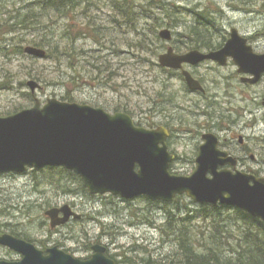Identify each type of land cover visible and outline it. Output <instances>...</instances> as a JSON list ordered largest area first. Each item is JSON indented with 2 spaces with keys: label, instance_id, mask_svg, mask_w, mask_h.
<instances>
[{
  "label": "rangeland",
  "instance_id": "obj_1",
  "mask_svg": "<svg viewBox=\"0 0 264 264\" xmlns=\"http://www.w3.org/2000/svg\"><path fill=\"white\" fill-rule=\"evenodd\" d=\"M37 1L0 0V22L12 20L18 11H28L23 7ZM119 1L72 0L68 6L72 14L63 18L59 17L57 9L49 12L54 15L50 18L45 10H40L41 4H35L33 11H42L45 16L39 21L42 28L26 31L22 38V29L17 26L15 32L6 35L5 45L1 44L0 116L29 108L36 98L43 103L50 98L64 100L69 92L74 102L101 107L111 114L120 109L145 128L170 125L175 132L172 148L186 159L194 156L199 138L208 131L201 125H212L207 120L209 111L218 124L210 131L241 157L237 148L239 140L236 139L235 144L230 140L237 137V133L244 136L250 152L243 169L264 167V106L261 105L264 78L256 85L242 86L241 78L233 75L237 73V66L217 70L211 69L213 64L211 67L206 64L198 72L208 94L200 97L211 102L204 100L196 105L192 99L198 96L185 90L180 76H171L170 70L157 67L159 55L170 46L184 52L192 49L191 43L201 42L203 46L210 41L213 47L224 40L223 36L230 35L232 28L255 38V48L264 53V0H174L184 9H209L208 14L216 24L213 33L202 28L206 32L204 37L186 44L185 37L191 32V22L195 19L189 11L174 14L179 25L172 26L165 22L166 14H160L162 9L155 8L164 22L155 33L152 21L144 16L145 11L138 7L134 17L138 11L141 14L136 21L125 19ZM134 1L140 5L148 3V0ZM243 7L246 9H236ZM20 20L22 15L14 17L12 24L19 25ZM87 24L104 27L102 44L92 38L76 39L79 28ZM163 30L171 31V40L161 37ZM36 34L49 41L47 46L39 47L46 51L45 58L25 52L27 46H34L29 40ZM50 44L59 45L62 51L71 50L72 55L59 54L56 56L59 60L48 57ZM36 73L43 78L41 81L32 77ZM90 77H93L91 83L80 81ZM31 80H36L40 88L33 91L28 85ZM160 92L165 96L159 98ZM244 111L246 116H243ZM252 155L256 158L252 159ZM186 163H176L174 167L179 169ZM66 170L64 167L29 168L23 173L0 174V234L11 233L43 250L58 246L81 259L90 258L94 253L92 246L102 244L117 261L130 256L136 258L138 264H144L142 258L151 256L156 258L154 261L179 258L176 236L182 233L180 218L191 215L193 218L185 224L186 232L190 233L200 253L214 247L225 260L235 261L242 252L240 245L246 229L244 221L235 220L232 209L223 210L226 216L231 215L227 222L219 219L222 223L215 224L212 218L200 216L201 205L186 195L171 203L144 197L126 200L108 193L93 195L83 181L81 184ZM65 204L82 217L71 218L67 224L52 228L46 211ZM170 231L175 235H170ZM5 256L21 257L0 245V258Z\"/></svg>",
  "mask_w": 264,
  "mask_h": 264
},
{
  "label": "water",
  "instance_id": "obj_2",
  "mask_svg": "<svg viewBox=\"0 0 264 264\" xmlns=\"http://www.w3.org/2000/svg\"><path fill=\"white\" fill-rule=\"evenodd\" d=\"M171 40L170 30L160 32ZM247 38L232 29L225 46L209 54L193 50L176 53L170 47L159 56L164 67L182 68L184 63L196 64L204 59L225 63L228 56L240 67L239 71L253 74L247 81L256 83L264 73V53L255 54ZM25 52L45 58L44 49L27 46ZM189 88L204 90L189 71L183 72ZM34 91L40 84L28 82ZM264 104V99H263ZM168 130L139 127L128 113L111 114L101 107L50 98L46 103L36 99L33 107L0 116V174L25 172L29 167H65L78 174L91 194L119 195L125 199L146 196L153 200L171 202L177 195L187 194L199 203H222L238 207L264 222V178L227 168L236 165L234 157L218 148L213 133L204 135L196 158V168L190 175H176L169 170L175 156L166 144ZM211 171L213 176L207 174ZM60 213L63 215L61 216ZM51 226L65 225L72 217L82 216L69 204L46 211ZM0 244L20 252L22 260L0 264H116L106 255V246L93 245L88 259L74 257L58 246L46 252L34 243L12 234L0 235Z\"/></svg>",
  "mask_w": 264,
  "mask_h": 264
},
{
  "label": "trees",
  "instance_id": "obj_3",
  "mask_svg": "<svg viewBox=\"0 0 264 264\" xmlns=\"http://www.w3.org/2000/svg\"><path fill=\"white\" fill-rule=\"evenodd\" d=\"M72 0H39L37 2L29 3L25 7H23V10H28L25 12H20L14 15V17L21 16L22 15V20H20L19 25H13L12 20L14 17H12V20L6 19L2 20L0 22V48L1 44H4V41L7 40L6 35L11 34L16 31L17 26L18 28L22 29V38L24 36V33L26 31L31 32L35 30H40L41 23H39L40 20H43L45 17L42 11H33V6L35 4H41L40 10H45V13H48L47 15L51 18L54 17L52 13H49L50 11H53L54 9H57L60 12L59 17H69L72 14V9H69L68 6ZM119 7L121 11V15L125 19L131 18V20L136 21L140 14L139 11L136 14V8L140 7L143 11H145V18H149L152 23H153V32L157 33V29L162 27L164 24L163 20L161 19L162 17L157 16V12L155 8L160 7L162 9L163 14H166L165 22L171 24L172 26H178L179 25V20L178 18H175L174 14L177 13H183L181 11H189L192 13L195 17L194 21L191 22V32L188 34V38L186 39L185 42H197L199 41V36L204 37V33H213V28H216V24L211 20V17L208 14L209 9H204L201 10V7H193L190 9H184L181 6H178L174 0H148L147 4H136L134 0H120L119 1ZM22 10V9H20ZM171 10L172 13H171ZM174 16V18L172 17ZM143 16V14H142ZM137 18V19H136ZM40 24V26L38 25ZM206 30V32L203 29ZM104 27L102 25H91L87 24L84 25L83 27L79 28V31L77 33L76 39L79 38H92L96 43L102 44V40L104 37ZM140 36V35H139ZM40 36L36 34V37L34 39L29 40V42L34 45L35 47H44L47 46V42H49L46 38L42 37L39 38ZM204 40V39H203ZM202 40V41H203ZM210 41H208L206 44L208 45ZM5 45V44H4ZM143 47V45H141ZM193 46V43L190 44V47ZM49 51H48V57L58 59L56 56L60 55H65V56H71V50H60L59 45L57 46H52L50 44ZM17 48H14L16 50ZM20 53L23 52V48L19 50ZM52 52V53H51ZM159 70H165L163 67H161L159 64L157 65ZM170 70V69H168ZM168 73V72H167ZM171 76H178L176 72L173 70H170L169 73ZM79 76H82L81 74ZM33 78H37V80L41 81L43 78L39 74H34L32 75ZM93 80V77H90L88 79H81L80 81L83 82H89L91 83ZM111 80V78L109 79ZM165 93V92H164ZM69 94V95H68ZM67 96L68 98H65L64 101H71L74 102L71 97L70 93L68 92ZM165 96L162 92L158 93V97L161 98ZM116 112H120V109H118ZM137 125L142 126V124L138 123ZM56 168V167H54ZM67 172L71 173L72 175L76 176L78 181L81 183L82 179L75 174L73 171L66 170ZM82 184V183H81ZM180 198V197H179ZM177 198V199H179ZM148 200V199H147ZM168 206V205H167ZM201 211H199L200 216L207 217V218H212L215 224L222 223V222H227L228 218H231V215L226 216L223 213V210L225 209H232L234 210V215H235V220L237 221H244V227L246 229V233L244 235V238L242 239L243 244H241L242 252H240L239 258L235 261L224 259L220 254L219 251L214 248L210 247L208 248V252L200 253L197 247L194 245L195 242L192 241L190 238V233L186 232L187 228L185 224L189 222L193 217L191 215H187L185 217H181L182 221V227L179 228L181 229L182 233L179 236H176L177 239V250L180 252V256L178 259H180L178 262L176 260L178 259H171V257L166 258L164 260H159L154 261L153 256L148 257V258H142V261L144 264H264V223L256 217H252L243 210L239 208H232L226 205H221V204H214V205H209V204H204L201 205ZM174 218V217H171ZM223 220L222 222L219 221ZM174 232L170 231V235H175L172 234ZM196 239V238H195ZM196 241L199 243V240L196 239ZM115 259V258H114ZM117 261V260H116ZM168 262V263H167ZM117 264H138V261L136 258L130 257V256H124V258L120 261H117Z\"/></svg>",
  "mask_w": 264,
  "mask_h": 264
},
{
  "label": "flooded vegetation",
  "instance_id": "obj_4",
  "mask_svg": "<svg viewBox=\"0 0 264 264\" xmlns=\"http://www.w3.org/2000/svg\"><path fill=\"white\" fill-rule=\"evenodd\" d=\"M238 11H242V10H245L246 8H236ZM216 29V28H213V30ZM233 29V28H232ZM231 29V30H232ZM240 32V31H239ZM230 35H226V36H223V41H221L220 44L216 45V46H213L211 47L210 45L212 44L211 42L207 45V44H203V46H201V42L200 44L197 43V45L193 44L192 49H186L184 52H181V51H177L174 47V51L179 53V54H185V53H188L190 51H193V50H198L200 51L201 53H204V54H209L210 52H216L218 50H221L225 44L227 43V41L231 38V32H229ZM241 33V32H240ZM243 36H245L247 38V45L251 46L252 47V51L255 53V54H262V53H259L257 51V49L255 48L256 46L253 44V41L255 38L251 37V36H248L247 35H244L243 33H241ZM186 39L188 38V35L185 37ZM187 42H185L186 44ZM172 47V46H170ZM169 47V48H170ZM168 48V49H169ZM163 54V53H162ZM161 55V54H160ZM159 55V56H160ZM209 65L208 67H211L213 64V66L211 67V69L213 67H215L217 70L219 69H223V68H226L230 65H233V66H237L238 69H237V73L233 74L237 77H240L241 78V81H242V86H246V85H256L258 83H260V81L264 78V73L261 75L260 79L256 82V83H251L250 81H247V79H250L252 78L254 75L253 74H250V73H245V72H241L239 71V66L234 62V58L232 56H228L226 58V62L225 63H220L218 60H214V59H204L196 64H191V63H184L182 68L178 69V70H174L183 80L184 82V85H185V90L188 91L191 95H196L198 96V98H193L192 101H194L196 103V105H198L199 103H202L205 102L208 103V102H211L208 100V98H202V97H206L204 96L205 94H208V90L206 88V85L204 84V79L202 78V76L199 74L198 71L201 70V68L205 65ZM184 71H189L190 74L194 77V79L198 80L201 85L203 86L204 90H197V91H192L190 90L188 84H187V81H186V78L183 74ZM202 96V97H200ZM200 97V98H199ZM264 99V97H263ZM263 99H262V102H261V105L264 106L263 104ZM243 116H246L245 115V111L243 113ZM207 117H209L208 120V123H212V125H210L209 127H207L206 124H203L201 125V127L203 128H206L208 131L202 133L201 137L199 138V143L197 145V151L194 152V156L193 157H188L186 159H183L182 155H180L179 153H177L173 148H172V143H171V140L172 138L174 137V130L173 128L168 125V124H165L164 127L169 131V136L166 140V144H167V147H168V151L175 156L174 160H172V162L170 163V172L173 173V174H177V175H190L194 172L195 168H196V158L199 154V151H200V147L201 145L205 142V139H204V135L205 134H208V133H213L217 136L218 138V148L224 152H226L228 154V156H232L236 159L237 161V164L236 165H233V164H225L223 166H220L218 168V170H221V169H229L233 172H237V171H242V172H246V173H249V174H252L258 178H261V177H264V170L262 167L261 169H256L255 167H252V169H249V170H245L243 169V165L244 163L246 164V161H247V157L248 156V153L250 152V150H248V148L246 147L245 145V139H244V136L242 137V135H239L238 133L236 134L237 137H232V139L230 140V142H232L233 144H235V140L238 139L239 140V145H237V148H238V151L239 153L242 155V157L240 155H237L232 147L228 148V145H226L224 142H222V139L219 135H217L216 133L210 131L211 129L213 128H216L218 127V124L215 122V120H213V116H212V113L209 111H207ZM264 138V137H263ZM256 157L254 155H252V159H255ZM184 162H187L186 166H181L179 169H177V167H174L176 165V163H182L184 164ZM244 162V163H243ZM209 177L213 176V173L211 171L208 172L207 174ZM60 215L62 216L63 214L60 213ZM4 234V233H3ZM11 234V233H9ZM1 235V234H0ZM13 235V234H12ZM16 236V235H14ZM18 237V236H16ZM20 238V237H18ZM1 246H5V245H2L0 244ZM7 248H9L10 251H14L16 252L17 254H19L21 257L18 259V258H15V257H10V256H5L3 258H0V260H6V261H10V262H14V261H19L22 259V254L8 246H5ZM108 256H111L108 254V252H106Z\"/></svg>",
  "mask_w": 264,
  "mask_h": 264
}]
</instances>
